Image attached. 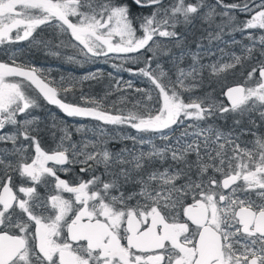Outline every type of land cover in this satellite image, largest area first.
Masks as SVG:
<instances>
[{
	"label": "snow or ice",
	"instance_id": "obj_1",
	"mask_svg": "<svg viewBox=\"0 0 264 264\" xmlns=\"http://www.w3.org/2000/svg\"><path fill=\"white\" fill-rule=\"evenodd\" d=\"M197 20L206 35L190 41ZM226 29L239 53L203 63ZM21 41L115 57L148 87L116 81L118 100L82 106L67 96L98 73L57 81L16 53L0 61V264H264V0H0V45ZM41 100L130 127L131 146L109 147L121 138L103 126L73 141L54 120L43 147Z\"/></svg>",
	"mask_w": 264,
	"mask_h": 264
},
{
	"label": "trees",
	"instance_id": "obj_2",
	"mask_svg": "<svg viewBox=\"0 0 264 264\" xmlns=\"http://www.w3.org/2000/svg\"><path fill=\"white\" fill-rule=\"evenodd\" d=\"M226 3L238 2V0H225ZM131 3V0H129ZM133 11L139 13V9L133 6ZM149 11V10H144ZM239 19H245L244 14L237 13ZM207 25L202 24L199 20L194 22V25L189 26L187 31L189 33V40L191 41L193 37H200L206 35L204 29ZM179 31H185L183 27ZM38 38L46 37L49 39H55L51 29H45L44 31H37ZM66 39V38H65ZM243 37L239 32L232 33L230 30L226 29L222 35V39L219 41H213L211 45H208L207 40H205V45L211 47L215 55L205 56L203 63H209L211 61L219 59L223 56L224 61L228 60V53L237 52L239 53V45H234L233 40L240 41ZM58 43V41H55ZM248 43L247 40L243 41ZM223 50V52L220 51ZM54 51H60L59 56H54L51 53ZM12 53H16L17 63L32 64L38 68L49 69L50 78H54L57 81L61 77H64L67 81H71L73 78L79 80L83 76L89 73H98L96 79L85 80L75 87V89L70 92L67 96V102L81 104L82 106H90L86 103L87 99L95 98L99 99L104 96L105 92H110L108 97V102L118 100L119 96L123 94L122 92H113L112 88L115 87L116 81H132L134 88H146L148 84L146 80L138 75H134L133 72L126 70H121L119 68H114V64H121V60L112 57L107 61L104 58H99L95 61L89 60L84 62L81 57H77L78 62L69 61L68 56L75 55L74 50L71 48H44L42 46H36L30 44L28 41H21L12 44L0 45V61L9 62V58ZM186 61L185 63H187ZM138 67H143V64H135L132 62L123 63V69H133ZM167 67V65H166ZM111 74V75H109ZM205 78H207V72H205ZM224 82L231 85L233 83L241 82V77L239 76V69L237 74L227 73L224 77ZM124 85L121 83V88ZM213 87H218V85H213ZM197 94H200L197 92ZM129 95L131 93L129 92ZM84 97L85 99H82ZM41 107L33 112L34 116L40 118L42 123L40 124L41 129H43L42 135H47L48 139L51 141L59 139L61 133L58 130L59 127L68 126L70 131H72V140L80 141L81 139H93L99 134L98 129L100 126L106 128V134L117 135L121 139L113 141L109 147L118 148L122 143H126L131 146V141H124L122 139L125 135H135V130L127 126H113V125H101V122L96 121L92 118L86 117H68L62 110L57 106L49 105L47 102L41 100ZM57 123L58 128L53 129L51 125L53 122ZM231 123V120L228 121ZM84 125L86 126V131L84 133H77L75 128ZM52 132L56 135L53 137Z\"/></svg>",
	"mask_w": 264,
	"mask_h": 264
},
{
	"label": "flooded vegetation",
	"instance_id": "obj_3",
	"mask_svg": "<svg viewBox=\"0 0 264 264\" xmlns=\"http://www.w3.org/2000/svg\"><path fill=\"white\" fill-rule=\"evenodd\" d=\"M42 146L45 148H52L55 147V142L57 140H53L51 141L50 139H48L47 135H42ZM76 171H79V169H75ZM63 178H68V176H64Z\"/></svg>",
	"mask_w": 264,
	"mask_h": 264
}]
</instances>
